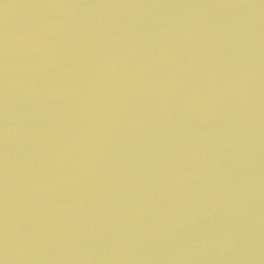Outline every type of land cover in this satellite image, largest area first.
<instances>
[{"label":"water","instance_id":"water-1","mask_svg":"<svg viewBox=\"0 0 264 264\" xmlns=\"http://www.w3.org/2000/svg\"><path fill=\"white\" fill-rule=\"evenodd\" d=\"M0 264H264V0H0Z\"/></svg>","mask_w":264,"mask_h":264}]
</instances>
